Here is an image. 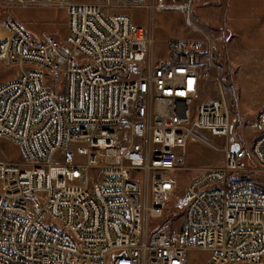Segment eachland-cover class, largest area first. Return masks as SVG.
Wrapping results in <instances>:
<instances>
[{
  "label": "built area",
  "instance_id": "obj_1",
  "mask_svg": "<svg viewBox=\"0 0 264 264\" xmlns=\"http://www.w3.org/2000/svg\"><path fill=\"white\" fill-rule=\"evenodd\" d=\"M58 5L65 46L4 21L11 35L0 39V62L18 71L0 86V137L19 142L22 158L0 160V264H188L190 251L208 252L207 264H262L264 130L232 150L213 58L225 29L198 28L188 3ZM136 7L184 8L186 37L160 55L153 22L137 26L119 11ZM208 82L218 96L194 106ZM202 133L223 140L222 165L204 170L167 214L174 173Z\"/></svg>",
  "mask_w": 264,
  "mask_h": 264
},
{
  "label": "rangeland",
  "instance_id": "obj_2",
  "mask_svg": "<svg viewBox=\"0 0 264 264\" xmlns=\"http://www.w3.org/2000/svg\"><path fill=\"white\" fill-rule=\"evenodd\" d=\"M8 1L0 0L3 3ZM79 1L94 3L106 2V0ZM112 1L115 2V0ZM222 1H224V4L228 2L227 0H219V2ZM184 2L191 4L192 19L198 28L215 33L220 31L219 29L227 26V21L224 19L225 13L223 11L220 12V9L215 7H209L211 0H185L183 4H185ZM259 2L264 6V0H259ZM166 3L168 5L181 4L173 3V0H166ZM208 3H210L209 6ZM213 6H217V4L213 3ZM119 11L131 16L137 26L147 27L153 22L157 45H160V55L168 51L166 50V43L168 41L184 39L189 30L188 27H190V25H187V18L182 7L159 10L153 13L141 7ZM251 15L259 16L260 14L255 10ZM6 16L13 17L35 37H40L44 33L51 34L62 45H66L68 16L66 9L58 5H52L50 3L39 4L36 2L11 5L0 4V39L2 40L9 38L11 35V32L6 29L4 24ZM230 18L232 19L231 15ZM244 18L247 17L245 16ZM228 27L229 29H233L232 22L229 21ZM235 27L236 30L233 29V31H236L238 35L242 33V35L239 39L236 35L232 37V40L228 42L227 46L225 43L219 45L213 53V58L214 55L220 52V64L216 60L214 62L220 66L222 74L228 71L229 75L227 86L224 85L223 80L222 84L234 123L232 135L236 136L237 134L239 136L237 132L241 131V135L246 140L240 143V146L242 148H248L253 141H251L253 135L257 131L264 129V119L259 118L260 112L264 109V17L257 21L252 20V22L246 25L236 24ZM196 33L199 35L198 32ZM226 34L229 38L231 31L230 34ZM194 58L196 61L198 60V57L195 56ZM17 71V66L6 65L0 62V86L11 81ZM211 71L212 73L214 72L213 70ZM207 84L208 86L206 87L205 84L204 90L196 99L194 106H197L203 101L213 100L218 96L216 91H214V87L211 86V83L208 82ZM199 138L213 146L207 145ZM199 138H190L188 146L182 156L183 160L180 162V166L184 169L174 173L178 186L176 195L167 204V214L179 205V200L183 197L186 189L204 170L218 168L222 165L223 151L221 147L224 143H222L223 140L213 139L207 133L200 134ZM21 158L22 149L20 143L7 137H0V160L14 162L19 161ZM237 178L242 179L243 177L240 176L235 179ZM250 178L261 180L255 176H250ZM208 258V252L190 251L188 253V264H207ZM262 264H264V261Z\"/></svg>",
  "mask_w": 264,
  "mask_h": 264
},
{
  "label": "crops",
  "instance_id": "obj_3",
  "mask_svg": "<svg viewBox=\"0 0 264 264\" xmlns=\"http://www.w3.org/2000/svg\"><path fill=\"white\" fill-rule=\"evenodd\" d=\"M61 0H38V2L36 3H39V4H47V3H50L52 5H58V3L60 2ZM69 1H79V0H69ZM183 1L185 0H173V3H176V4H180L182 5L183 4ZM187 1V0H186ZM189 1H192V0H189ZM196 1V0H195ZM197 1H200V0H197ZM210 1V0H209ZM228 2L226 4H224V1L222 2H219V0H211V5L210 3H208V6L209 7H215L217 9H220V12L223 11V13H225V20L227 21L226 22V27L225 28H222V29H225V32L226 33H229L230 34V31H231V35L229 36V38L226 40L225 44L227 46L228 42L230 40H232V37H234L236 35V37L239 39V37L242 35V33L240 35H238L236 33V31H233L236 30V27L235 25L236 24H249L250 22H252V20H260L261 18L264 17V6L262 5L261 2H259V0H227ZM217 4V6H213V3ZM186 3V2H184ZM172 4V3H171ZM64 9H66L64 6H61V5H58ZM257 11L259 12V16L257 15H251V13L253 11ZM211 13V11H210ZM209 13V14H210ZM66 14H67V11H66ZM228 15V16H226ZM230 15L232 16V19L230 18ZM68 16V15H67ZM247 17V18H244V17ZM230 18V19H229ZM220 21V19H218ZM68 21V20H67ZM232 22V26H233V29H229L228 27V23ZM68 23V22H67ZM206 23L209 24V22L206 21ZM220 23V22H219ZM25 28V27H24ZM26 29V28H25ZM222 29H219V30H222ZM229 29V30H228ZM228 36V35H227ZM223 44V43H222ZM221 44V45H222ZM225 46V45H224ZM225 46V47H226ZM222 47V46H221ZM260 118V117H259ZM234 126V125H233ZM245 129V128H244ZM264 129H261L259 131H257L254 135H253V138L251 139V141L257 136L259 135ZM234 131V128L232 130V133ZM241 131L237 132L239 134V136L236 134L233 135L234 139H235V142L236 144L235 145H240V143H242L243 141H245L246 139H244V136L241 135L240 133ZM250 141V142H251Z\"/></svg>",
  "mask_w": 264,
  "mask_h": 264
},
{
  "label": "trees",
  "instance_id": "obj_4",
  "mask_svg": "<svg viewBox=\"0 0 264 264\" xmlns=\"http://www.w3.org/2000/svg\"><path fill=\"white\" fill-rule=\"evenodd\" d=\"M219 56H220V52H219L218 54L214 55V59H215L217 62H219V64H220ZM169 60H170V61H174V56H173V54L171 55V57H170ZM228 76H229V75H228V71H226L225 73L222 74V80H223L225 86H227V84H228Z\"/></svg>",
  "mask_w": 264,
  "mask_h": 264
},
{
  "label": "water",
  "instance_id": "obj_5",
  "mask_svg": "<svg viewBox=\"0 0 264 264\" xmlns=\"http://www.w3.org/2000/svg\"><path fill=\"white\" fill-rule=\"evenodd\" d=\"M238 148H239V145H234V146L232 147V150H233V151H237Z\"/></svg>",
  "mask_w": 264,
  "mask_h": 264
}]
</instances>
